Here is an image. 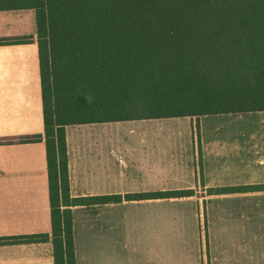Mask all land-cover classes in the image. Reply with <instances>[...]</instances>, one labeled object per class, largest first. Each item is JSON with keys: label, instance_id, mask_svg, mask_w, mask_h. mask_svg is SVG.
Masks as SVG:
<instances>
[{"label": "crops", "instance_id": "1", "mask_svg": "<svg viewBox=\"0 0 264 264\" xmlns=\"http://www.w3.org/2000/svg\"><path fill=\"white\" fill-rule=\"evenodd\" d=\"M5 2L0 39L31 36L0 43V137L11 139L44 125L35 9ZM197 118L202 134L220 132L200 157ZM65 144L71 197L122 196L69 206L75 264H264V109L67 124ZM200 178L219 202L191 195ZM179 191L191 193L124 197ZM138 205L140 217L112 215ZM37 233L48 239L0 243V264H54L44 141L0 143V237Z\"/></svg>", "mask_w": 264, "mask_h": 264}, {"label": "trees", "instance_id": "2", "mask_svg": "<svg viewBox=\"0 0 264 264\" xmlns=\"http://www.w3.org/2000/svg\"><path fill=\"white\" fill-rule=\"evenodd\" d=\"M3 5L36 13L43 133L0 137V143L44 141L54 264H75L70 205L122 200L120 194L70 196L65 125L264 109V0ZM46 239L37 233L0 237V243Z\"/></svg>", "mask_w": 264, "mask_h": 264}, {"label": "rangeland", "instance_id": "3", "mask_svg": "<svg viewBox=\"0 0 264 264\" xmlns=\"http://www.w3.org/2000/svg\"><path fill=\"white\" fill-rule=\"evenodd\" d=\"M81 0H76V2H80ZM219 115L218 117H216V119L218 120V123H219ZM195 124V125H194ZM194 124H193V134L192 136L196 137L197 139V147H198V150H197V153L200 157V140H202V138H205V137H219L220 136V132H209L208 134L207 133H201L200 131V126H199V121H198V118L197 119H194ZM75 125H72L71 127L74 128ZM217 129L220 130V126L218 125ZM206 147H211V148H217L219 147V145H213V146H206ZM217 153V152H215ZM204 180L202 178H200V181H199V185H201V188H200V191L198 192H192L191 195H193L194 197H199L201 198L203 201H207V200H213V201H218L220 200V193L219 192H215L214 189H211L209 188L208 186L204 187ZM143 211H145L143 208L141 209V206L138 205V206H117L115 210H113V214L112 215H116L117 217H120V216H126V217H140L142 215H144ZM148 211H151V210H148ZM208 211H211L212 213L214 214H217L220 212V209L219 208H214V209H209ZM71 214H72V211H71Z\"/></svg>", "mask_w": 264, "mask_h": 264}]
</instances>
